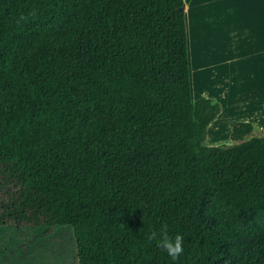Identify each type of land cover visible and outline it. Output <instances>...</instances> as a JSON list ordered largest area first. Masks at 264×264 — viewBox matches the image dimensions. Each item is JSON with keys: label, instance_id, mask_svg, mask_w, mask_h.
<instances>
[{"label": "trees", "instance_id": "trees-1", "mask_svg": "<svg viewBox=\"0 0 264 264\" xmlns=\"http://www.w3.org/2000/svg\"><path fill=\"white\" fill-rule=\"evenodd\" d=\"M190 1L0 0V227H71L77 264H173L164 225L175 264H264V136L204 144Z\"/></svg>", "mask_w": 264, "mask_h": 264}, {"label": "rangeland", "instance_id": "rangeland-1", "mask_svg": "<svg viewBox=\"0 0 264 264\" xmlns=\"http://www.w3.org/2000/svg\"><path fill=\"white\" fill-rule=\"evenodd\" d=\"M194 11L189 13L191 57L194 45L189 68L197 66L200 79L193 69L191 98L211 97L222 108L208 127L204 144H237L231 138L232 127L246 121L254 126L253 137L264 136V0H218L200 13ZM212 51L225 65L215 77H211ZM238 55L248 59L236 62ZM0 264H77L72 228L53 227L49 235L34 238L26 227L17 231L0 227Z\"/></svg>", "mask_w": 264, "mask_h": 264}, {"label": "clouds", "instance_id": "clouds-1", "mask_svg": "<svg viewBox=\"0 0 264 264\" xmlns=\"http://www.w3.org/2000/svg\"><path fill=\"white\" fill-rule=\"evenodd\" d=\"M166 229L167 226L164 225L159 233H157L154 229L150 230L147 233L146 238L149 242L155 240L157 242V246L161 247L173 261V264H175L184 252V236L179 233L174 237L170 236Z\"/></svg>", "mask_w": 264, "mask_h": 264}, {"label": "crops", "instance_id": "crops-1", "mask_svg": "<svg viewBox=\"0 0 264 264\" xmlns=\"http://www.w3.org/2000/svg\"><path fill=\"white\" fill-rule=\"evenodd\" d=\"M193 1L194 0H191L190 1V3L188 4V5H186L185 6V22L188 24V20L186 19V7H188L191 3H193ZM199 1V0H198ZM216 2H218V0H208V2H206V4H204V5H202V4H198V2L196 3V7H195V11H194V14L195 13H197V12H201V10H202V7H204V6H206L207 4H209V5H211V7H212V5H214ZM193 18V17H192ZM187 24H186V34H187ZM192 36H193V34H192ZM195 38H194V36L192 37V41L194 40ZM210 46V45H209ZM187 48H188V40H187ZM210 49H211V47H210ZM215 51H217L216 49H215ZM211 59H210V62H211V65H212V69H211V77H215L214 76V73H217V72H219L220 71V69H221V67L222 66H225L224 65V61L223 60H220V59H218L217 57L216 58H214V51H212L211 53ZM193 56H194V45H193V54H192V57H190V59L192 60L193 59ZM188 59H189V55H188ZM248 58H243L241 55H238V57H237V59H236V62H239V61H241V60H247ZM223 62V63H222ZM192 63H193V60H192ZM189 66H190V61H189ZM195 70V76L197 77V78H199L200 79V76L198 75V73L199 72H197V66H195L194 64H193V68L191 69V67L189 68V71H190V76H191V82H190V86H191V89H192V72H194V70ZM218 77V76H217ZM231 76L230 75H228V76H222L221 78H223L224 80L226 79V78H230ZM198 79V80H199ZM219 103V102H218ZM221 113H222V108H221ZM221 113H220V115H221ZM220 115H219V117H220ZM250 115H245L244 117H249ZM211 126H212V124H211Z\"/></svg>", "mask_w": 264, "mask_h": 264}]
</instances>
